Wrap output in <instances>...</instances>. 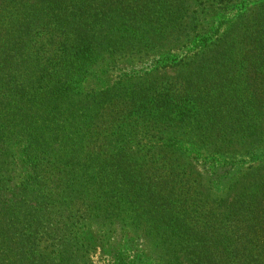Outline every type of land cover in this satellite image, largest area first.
Masks as SVG:
<instances>
[{
  "label": "trees",
  "instance_id": "trees-1",
  "mask_svg": "<svg viewBox=\"0 0 264 264\" xmlns=\"http://www.w3.org/2000/svg\"><path fill=\"white\" fill-rule=\"evenodd\" d=\"M168 1L0 0V264H84L99 242L110 264H156L141 231L173 246L159 264H264V10L221 3L179 35L153 24ZM75 9L90 21L72 42ZM149 48L162 54L129 68ZM97 99V156L64 155Z\"/></svg>",
  "mask_w": 264,
  "mask_h": 264
},
{
  "label": "rangeland",
  "instance_id": "rangeland-1",
  "mask_svg": "<svg viewBox=\"0 0 264 264\" xmlns=\"http://www.w3.org/2000/svg\"><path fill=\"white\" fill-rule=\"evenodd\" d=\"M224 1V2H222ZM234 2H239V0H234L231 2V0H170L168 1V9L169 11L163 12V17L161 20L155 21L153 24L154 25H168L169 31L176 30L175 32L181 35V29L186 28V27H192L193 23H198V19L200 21L202 18L205 16L201 17V12H210L212 14V21H216V18L218 17V11L217 10V5L223 3V4H228L231 6L232 3ZM202 3V4H201ZM255 3L257 4V7H255V12H260L264 10V7H261L262 0H255ZM23 6L21 4H15V9H14V14L15 17H17L22 11H23ZM74 14H80L83 13V17L80 19H75V18H70L72 21L71 25V31H70V37L73 38L76 36L75 32L73 31L74 29H77L80 26L86 25L90 20L89 14L79 11L77 9L70 11ZM7 24V19L4 21L3 24H0L1 26H5ZM39 25V24H38ZM241 27L244 29L245 23L240 24ZM40 26V25H39ZM100 27V21H97L94 25V28L98 30ZM242 28H239L240 30ZM152 30H154L152 28ZM56 35L59 37L60 33L55 30ZM185 33V32H184ZM32 38L33 40H38L40 39L41 41L47 43L50 41V35L47 34L46 32L42 31L40 28H36L32 32ZM185 39V36L183 37ZM170 43V42H166ZM178 44V43H175ZM151 48V47H150ZM146 49L145 52L135 54L133 56L132 62H129V68L134 67V66H139L143 65L139 63L141 60L140 58L147 59V63L154 57L155 55L160 56L162 53H159L158 51L154 49ZM159 50V49H157ZM128 55H131L128 53ZM128 55H126L122 61H125L128 59ZM100 62V60H99ZM107 65L106 63H104ZM96 66V65H95ZM94 66V68H95ZM119 66V65H118ZM117 65L111 64L105 66V69L108 70L109 75L116 76L119 75L120 69ZM184 71H180V69H173V71H169L168 75L177 77L179 75H182ZM111 77V78H112ZM100 83L98 84L97 80L93 79L92 82L87 86L88 88L91 87H100ZM86 87V89H87ZM131 86L128 87L126 91H120L122 94H128L127 98H130L133 96V89H130ZM135 89V88H134ZM137 91L134 93V96L136 95ZM100 99H97L95 101H92L90 105H86L85 108H81L80 111L76 112V119L73 120V117H71L66 125V130L63 129L62 135L58 138L59 141H64L63 136H69L72 138V142L76 143V145L70 146V151H63L64 155H76L77 156H84L85 154H88V156H97L98 151H93L90 150V148L93 147H88L89 143H96V141L100 140V106H99ZM84 107V106H83ZM145 131V130H144ZM140 132L136 133L134 136V144L137 142H140L141 140H144V136L146 135L145 133ZM175 135L174 138L178 139H184L186 138L189 139L190 135L189 133L184 134L185 130L179 131L178 128H175ZM186 132H195L193 129V126L190 128L186 129ZM105 134V133H104ZM193 133V137H196ZM192 137V138H193ZM68 145H72L73 143L70 144L71 139L68 141L66 140ZM94 146V145H92ZM151 155V154H150ZM140 232V231H139ZM100 234V233H99ZM141 234L143 235V245H142V250L145 251L146 253H149L150 255L159 257L160 259L156 260V264H159L161 257L164 255L166 252V249H173V246L170 244H166L164 249L163 247L159 246L154 240H152L150 237L147 235H144L145 232L141 231ZM117 238H110L112 241H119L121 244H134L135 247L140 248V245L138 246L136 244L137 241V233H134L133 231H126V232H119ZM100 239V238H99ZM109 239V238H108ZM116 242V243H117ZM84 264H110V258L108 254L105 252V249L102 245H100V242L98 245H96L94 248H92V251L88 254V257L85 258Z\"/></svg>",
  "mask_w": 264,
  "mask_h": 264
}]
</instances>
